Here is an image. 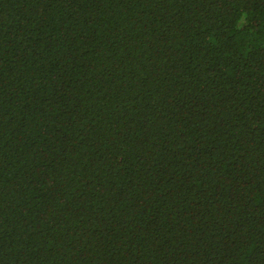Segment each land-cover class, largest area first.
<instances>
[{
  "label": "trees",
  "instance_id": "trees-1",
  "mask_svg": "<svg viewBox=\"0 0 264 264\" xmlns=\"http://www.w3.org/2000/svg\"><path fill=\"white\" fill-rule=\"evenodd\" d=\"M0 264H264V0H0Z\"/></svg>",
  "mask_w": 264,
  "mask_h": 264
}]
</instances>
